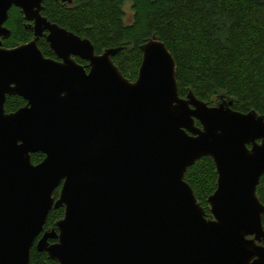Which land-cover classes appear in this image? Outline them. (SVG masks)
<instances>
[{
  "label": "water",
  "instance_id": "1",
  "mask_svg": "<svg viewBox=\"0 0 264 264\" xmlns=\"http://www.w3.org/2000/svg\"><path fill=\"white\" fill-rule=\"evenodd\" d=\"M42 2L0 0V38L11 6L33 21L28 42L0 41V264H30L59 207L35 243L56 264H264V114L237 111L230 97L209 105L180 96L174 59L156 37L140 46L129 80L112 60L120 47L96 53L42 16ZM41 36L55 58L38 47ZM9 95L26 103L7 112ZM204 156L217 173L209 215L184 179Z\"/></svg>",
  "mask_w": 264,
  "mask_h": 264
},
{
  "label": "trees",
  "instance_id": "2",
  "mask_svg": "<svg viewBox=\"0 0 264 264\" xmlns=\"http://www.w3.org/2000/svg\"><path fill=\"white\" fill-rule=\"evenodd\" d=\"M124 2L44 0L41 14L50 22L89 39L96 53L120 47L112 60L131 81L136 78L141 63L140 46L156 37L174 59L180 96L191 91L209 105L218 102L220 96L230 97L233 109L264 114V0H131L130 22L124 19ZM20 12L16 6L9 9L4 25L10 34L0 38L5 47L33 38V31ZM37 45L45 56L54 55L44 38L40 37ZM24 104L22 97L9 95L4 108L11 112ZM195 123L200 125L198 121ZM42 157L41 152L30 155L33 163ZM184 179L209 213L206 196L216 188L217 179L212 159L204 156L196 160L187 168ZM256 195L264 204V173ZM62 215L63 207L51 208L43 229L49 230ZM55 263L46 252L32 247L30 264Z\"/></svg>",
  "mask_w": 264,
  "mask_h": 264
},
{
  "label": "flooded vegetation",
  "instance_id": "3",
  "mask_svg": "<svg viewBox=\"0 0 264 264\" xmlns=\"http://www.w3.org/2000/svg\"><path fill=\"white\" fill-rule=\"evenodd\" d=\"M44 1V0H43ZM59 1H61V0H59ZM61 2H64V1H61ZM65 2H70V3H72L73 2V0H70V1H65ZM43 9V5H42V8H41V10ZM41 10H40V14H41ZM21 11V10H20ZM42 15V14H41ZM43 16V15H42ZM24 17V16H23ZM45 17V16H44ZM25 19V18H24ZM26 20V19H25ZM26 22L29 24V26L31 27V29H32V25H33V21H28V20H26ZM53 23V22H52ZM32 31H33V29H32ZM44 33H47V30H44L43 31ZM41 38H44L43 36H41ZM39 39H40V37L38 38V41H39ZM45 39V38H44ZM37 41V42H38ZM53 52V51H52ZM54 54V53H53ZM47 57H50V56H47ZM51 58H55V54L53 55V56H51ZM74 58V60L77 62V63H79V64H81L82 66H84L85 67V70L86 71H88V66H87V64H88V61L87 60H85V59H82V58H79V57H77V56H74L73 57ZM25 103H26V101H25ZM43 157H44V155H43ZM43 157H42V159H43ZM41 159V160H42ZM40 160V161H41ZM39 161V162H40ZM55 196V195H54ZM58 196V195H57ZM57 196H55V198H57ZM208 215L210 214V213H207ZM264 225V224H263ZM52 228H54V226L53 227H51V228H49V230H51ZM49 230H45V229H42V231L37 235V237L35 238V241H34V244L32 245V247H35V243L37 242V240L41 237V235H42V233H43V231H49ZM57 241V239L56 238H49L48 239V243L49 244H51V243H54V242H56ZM264 243V241L262 242V244ZM263 246H264V244H263ZM32 247H31V249H32ZM36 248V247H35ZM31 251V250H30ZM56 264V263H55Z\"/></svg>",
  "mask_w": 264,
  "mask_h": 264
},
{
  "label": "rangeland",
  "instance_id": "4",
  "mask_svg": "<svg viewBox=\"0 0 264 264\" xmlns=\"http://www.w3.org/2000/svg\"><path fill=\"white\" fill-rule=\"evenodd\" d=\"M123 10L125 11V21L126 22H130L132 20V15H133V10H132V3L131 0H125L124 5H123ZM18 11L20 12V9L18 8ZM22 13V12H20ZM14 15H18L17 12L14 11L13 13ZM15 16H13L14 18ZM13 21V20H12ZM216 170V169H215ZM217 180V179H216ZM216 184V181H215ZM216 187V186H215ZM209 190H211V187H209ZM214 191V189L211 190V192L206 196L208 197L212 192ZM206 203H207V198H206ZM207 207L209 209V205L207 203ZM264 215V214H263ZM263 217V216H262ZM263 245V244H262Z\"/></svg>",
  "mask_w": 264,
  "mask_h": 264
}]
</instances>
